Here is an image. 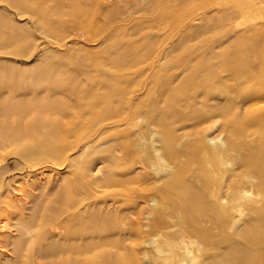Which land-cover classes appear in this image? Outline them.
Returning a JSON list of instances; mask_svg holds the SVG:
<instances>
[{
  "label": "rangeland",
  "instance_id": "rangeland-1",
  "mask_svg": "<svg viewBox=\"0 0 264 264\" xmlns=\"http://www.w3.org/2000/svg\"><path fill=\"white\" fill-rule=\"evenodd\" d=\"M31 1L35 2L38 12L0 0V43L3 44L0 47V178L4 181L3 190L8 191L7 199H14L18 193L29 195L33 185L38 190L29 196L38 206L37 215L50 214L53 207L49 208L47 203L59 187L72 189L71 178L94 169L87 193L89 211L94 214L88 215L87 221L94 238L118 239L117 235L99 230L113 223H106L102 216L110 212L122 218V223H114L123 228L127 224L123 215L133 206L137 211L149 212V220L159 218L168 227L164 231L172 241L186 224L175 207V195L166 194L167 189L173 184L177 187L189 184L200 193L203 188V183L196 178L197 161L204 156L201 149H196L197 133L205 129L213 136H220L223 150H229L228 136L234 142L241 135L250 141L258 130L259 126L251 119L253 111L264 102L251 98L256 93H264V3L238 2L247 3L258 14L223 26L211 17L214 7L207 10L208 16L185 18L181 25H176L166 19L152 24L156 9L133 0ZM187 8L199 13L206 9L200 5ZM235 23L239 28L232 27ZM114 27L117 29L113 32ZM74 34L77 39L72 37ZM211 52L218 57L207 67L200 65L199 58H209ZM232 54H242L256 62L253 67L260 73L258 77L234 76L226 61ZM150 62L154 63L151 69ZM202 76L207 81H202ZM122 89L126 90V98H133L136 116L128 114L123 123L103 138L104 141H130L136 162L113 152L107 156L103 148L85 153L73 176L65 170L40 173L41 152L32 150L55 120L52 113L65 112L69 105L92 102L94 90L101 98L108 99V94ZM116 99L120 98L116 97L113 104ZM217 104L223 106L222 114L203 123L199 115ZM243 108H250V113L246 115ZM35 111L50 115L38 116ZM88 118L91 127L73 134L69 142H81L99 125L119 119L100 120L96 114H89ZM230 125L235 126L234 131L221 132ZM214 148L221 146L215 144ZM224 159L229 161L235 156L232 153ZM232 166L236 168L235 164L223 168L231 170ZM98 167L100 172H96ZM214 175L217 180L219 176ZM249 193L244 200L245 207L237 212L230 210L229 218L238 219L240 230L255 232L252 222L256 215L252 206L259 205L263 196L252 187ZM231 200L228 198V205ZM96 212L104 213L96 215ZM191 216L197 217L195 213ZM214 217L220 219L222 215L215 213ZM140 223L143 225L145 221ZM140 231L141 237L132 244L126 242L127 255L134 250L139 264L179 263L171 255L175 246L166 243L165 237L154 238L146 234L147 230ZM212 231L217 237L218 230ZM234 240L244 246L241 239ZM187 246L192 253L189 256L198 259L194 264H203V259H210L209 256L225 245L215 240L198 248L195 244ZM158 247L160 250L156 252ZM116 248L112 245L105 249L113 255ZM205 250L207 258L203 256ZM143 251L148 253L144 258Z\"/></svg>",
  "mask_w": 264,
  "mask_h": 264
},
{
  "label": "bare ground",
  "instance_id": "bare-ground-1",
  "mask_svg": "<svg viewBox=\"0 0 264 264\" xmlns=\"http://www.w3.org/2000/svg\"><path fill=\"white\" fill-rule=\"evenodd\" d=\"M8 1L22 9H33L38 12L35 2L31 0ZM133 1L147 4L156 9V12L154 11L156 14L153 17L155 20L151 22L152 24L166 19L173 20L176 25H181L185 18H193L199 15L208 16L210 13L207 10L211 7L215 8L211 17H215L223 26L238 18L249 20L258 14L257 10L250 8L247 3H238L248 0ZM259 3H264V0H259ZM191 5H200L206 9L202 13L196 9L188 10L187 7ZM232 27L237 28L238 23L232 24ZM116 29L114 27L111 31L114 32ZM72 37L78 38L75 34ZM1 45L3 44L0 43V47ZM216 57L218 56L211 52L209 58H199L198 62L203 67H207ZM226 61L234 76L250 78L258 77L260 74L253 67L256 62H251L242 54H232ZM153 65L154 63L150 62L148 68H153ZM200 79L204 82L207 81L204 76ZM92 93L94 98L92 102L69 105L65 112L52 113L55 120L51 122L50 128L44 131L41 141L38 145L33 146L32 150L41 152L39 156L40 173L65 170L73 176L72 172L79 167L85 153L103 148H106L107 156L113 152L125 155V158L128 157L132 162H136L131 151L133 146L130 141H104L103 138L107 132L123 123L128 114L130 116L135 115L136 104L133 98H126L125 89L117 91L116 94H108V99L101 98L96 90ZM116 97L120 99H116L117 102L113 104ZM251 99L258 100L260 103L264 102V93H256ZM222 107V105L217 104L206 113L200 114L198 118L202 119L203 123L215 120L222 114ZM243 109L246 115L250 113V108ZM35 112L38 116L50 115L46 112ZM89 114H96L100 120H106L110 117H119V119L99 125L91 136L81 142H69L68 139L73 134L91 127ZM63 119L64 122H62ZM251 120L252 123L259 126L253 140L247 141L246 137L241 135L240 139L234 142L228 136L229 150H223L224 142L220 136H213L205 129L197 133L196 149H201L204 156L197 161L199 170L196 178L203 183V188L200 193L195 192L189 184L178 187L173 184L167 189L168 193L166 194L173 193L175 195V207L182 214L186 224V228L181 230L172 241L167 239L168 236L164 231L168 227L162 225V222L158 221L159 218L153 221L149 220V212L137 211V208L133 206L123 215V219L127 220V224L123 228L116 227L114 223L115 221L120 223L122 218L112 216L110 212H96V215L104 213L101 216L106 223L113 222L99 230L110 232L119 238L114 241H110L108 237L94 238L90 233L87 221L88 215H94L89 211L91 206L87 201V193L91 187L89 178H93L94 169H90L87 173H78L77 176H74L76 178H71L72 189L66 186L59 187L60 190L47 203V206L53 207V209L50 214L46 215H37L38 206L29 196L32 191L38 189L31 185L29 195L25 192L24 196L18 193L14 195V199H7L6 193L8 191L3 190L4 181L0 178V264H139L138 253L132 250L131 255H127L125 244L126 242L132 244L138 236L141 237L143 233L140 231L141 229L147 230L146 234L154 238L165 237L166 243L174 245L176 249L171 252V255L180 260L178 264H194L198 260L196 257H191L192 253L187 245L195 244L198 248L201 245L213 243L215 240L225 246L216 254L209 256L210 259H203V264H264V105L253 111ZM230 126L223 127L221 132L224 133L227 129L230 132L234 131L235 126ZM215 144H219L221 148H214ZM232 153L235 159H229V161L224 159L225 156L232 155ZM83 163H88L87 158L84 159ZM233 164L236 165V168L232 166L233 169L224 170V166ZM100 171L101 169L98 167L96 172ZM214 174L219 176L217 180L214 179ZM226 174L228 177H225ZM249 179L251 181H246ZM251 187L258 195L263 196L259 205L252 206L256 215V219L252 222L255 232L240 230L238 219L229 218L230 210L239 211L245 207L244 200L247 198V194L250 195ZM160 197L163 199L164 194ZM228 198H232L231 205L227 204ZM32 202H34L33 205ZM141 203H145L144 199ZM110 205L104 204L102 206L108 207ZM27 210L31 213L26 215L23 211ZM193 213L197 217L191 216ZM215 213H219L222 217L215 219ZM140 216L144 217L141 218ZM37 220L39 223L36 222ZM141 220H144L145 224L141 225ZM214 229L218 230L217 237L212 231ZM230 232H233L236 238H232ZM185 238L189 240V243L185 241ZM234 239H241L244 246L236 244ZM148 243H152V241ZM112 245L117 246V248L113 255H110V252L105 248ZM159 250L158 247L155 251L159 252ZM206 252L207 250L203 252L205 258H207ZM147 254V251H143L141 257L144 258Z\"/></svg>",
  "mask_w": 264,
  "mask_h": 264
}]
</instances>
